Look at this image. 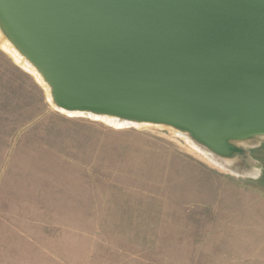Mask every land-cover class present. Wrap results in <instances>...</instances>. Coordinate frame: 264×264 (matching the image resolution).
Returning <instances> with one entry per match:
<instances>
[{
	"label": "rangeland",
	"instance_id": "obj_1",
	"mask_svg": "<svg viewBox=\"0 0 264 264\" xmlns=\"http://www.w3.org/2000/svg\"><path fill=\"white\" fill-rule=\"evenodd\" d=\"M0 38V221L31 264H264V136L224 169L171 126L67 114Z\"/></svg>",
	"mask_w": 264,
	"mask_h": 264
},
{
	"label": "water",
	"instance_id": "obj_2",
	"mask_svg": "<svg viewBox=\"0 0 264 264\" xmlns=\"http://www.w3.org/2000/svg\"><path fill=\"white\" fill-rule=\"evenodd\" d=\"M67 112L171 126L229 168L264 136V0H0Z\"/></svg>",
	"mask_w": 264,
	"mask_h": 264
},
{
	"label": "crops",
	"instance_id": "obj_3",
	"mask_svg": "<svg viewBox=\"0 0 264 264\" xmlns=\"http://www.w3.org/2000/svg\"><path fill=\"white\" fill-rule=\"evenodd\" d=\"M17 217H18V220H17L18 224H15V222H14L10 225V224H6L7 221H4V220L0 221V223L5 224L4 225L5 229L7 227L9 230H12V232L18 236V243H14L17 246V252L12 250V254L10 256H8L7 258H6V253H5L6 261L4 263L3 259H0V264H22V263L23 264H31L30 261L33 259L32 253H31V255L28 254L27 256H25L26 252L21 249L20 242H19V239L24 237V239L26 241L28 240L29 243L32 244V231H31L32 229L30 227V230L27 233L24 231L26 234H28V236L25 237L26 234H22V229H21V226L19 225L20 216H17ZM9 230H7V231H9ZM1 238H2V230L0 229V251H1V246L6 241V239L2 240ZM30 248L32 249L31 245H30ZM22 253H23V256H22ZM42 259L43 260H49L50 257L48 255V253H46V255L43 256ZM55 260H56L57 264H86V263L92 264L90 262V260L85 261V260H81V259H78L77 262H74V261L69 262L68 257L64 258L62 256L61 257H55ZM32 264H33V262H32Z\"/></svg>",
	"mask_w": 264,
	"mask_h": 264
},
{
	"label": "bare ground",
	"instance_id": "obj_4",
	"mask_svg": "<svg viewBox=\"0 0 264 264\" xmlns=\"http://www.w3.org/2000/svg\"><path fill=\"white\" fill-rule=\"evenodd\" d=\"M4 39V38H3ZM1 40V38H0ZM3 41V40H2ZM7 42V41H6ZM2 49L5 50L6 52H8L9 55H11L13 57V59L21 64L23 66V68L25 70H27L29 73H31L38 82H40V84L47 89V96H48V100L49 102L53 105L52 103V99L50 97V92H49V87L47 85V83L43 80L41 74L39 73V71L18 51V49L15 46L12 45H8L5 42L2 43ZM67 114L70 115H74V114H79V113H75V112H67L64 109H59ZM91 118H95V119H101L107 123H109L110 125L116 126V127H123L126 125H145L143 124V122H135V121H125V120H121L118 119L116 117H108V116H102V115H92L89 114L88 115ZM146 124H150V123H146ZM196 145V144H195ZM192 147V146H191ZM198 147V146H196ZM200 148V147H199ZM198 148V149H199ZM193 149V148H192ZM203 149V148H202ZM194 150V149H193ZM196 151V150H195ZM204 153V152H203ZM200 154V153H199ZM209 154V153H208ZM202 155V154H201ZM208 157V156H207ZM211 160V159H210ZM209 160V161H210ZM213 162V161H212ZM218 166V165H217Z\"/></svg>",
	"mask_w": 264,
	"mask_h": 264
}]
</instances>
